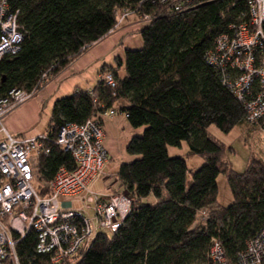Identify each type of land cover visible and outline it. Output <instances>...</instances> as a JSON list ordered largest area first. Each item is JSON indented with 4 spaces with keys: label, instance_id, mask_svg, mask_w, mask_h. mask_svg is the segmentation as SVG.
Masks as SVG:
<instances>
[{
    "label": "trees",
    "instance_id": "trees-1",
    "mask_svg": "<svg viewBox=\"0 0 264 264\" xmlns=\"http://www.w3.org/2000/svg\"><path fill=\"white\" fill-rule=\"evenodd\" d=\"M24 32L20 49L0 60V95L12 89L35 91L104 38L123 13L151 19L138 33L139 48H125L116 66H107L91 90L74 89L52 105L34 179L42 187L57 170L75 163L55 144L60 126L81 124L108 109L124 113L133 128L143 127L126 146L134 159L120 164L122 190L134 198L115 231L99 230L70 259L52 263L35 251L30 230L16 244L20 264H212L211 241H219L230 264L264 226V160L252 158L237 172L224 161L225 145L206 130L229 132L246 121L242 103L222 84L204 57L230 23L248 18L246 0H190L180 10L146 0H9ZM111 72L110 87L102 75ZM124 101V105L113 108ZM188 149L204 162L190 170L168 146ZM224 171L232 202L217 200L216 178Z\"/></svg>",
    "mask_w": 264,
    "mask_h": 264
},
{
    "label": "built area",
    "instance_id": "built-area-1",
    "mask_svg": "<svg viewBox=\"0 0 264 264\" xmlns=\"http://www.w3.org/2000/svg\"><path fill=\"white\" fill-rule=\"evenodd\" d=\"M146 1L171 3L174 10L190 2ZM246 5L248 18L230 23L215 37L204 57L218 73L222 84L242 103L246 121L257 123L264 135V0H246ZM141 16L145 23L151 19L149 14ZM23 39L17 12L10 9L9 0H0V60L7 54H15ZM102 79L110 87L116 86L111 72L102 75ZM34 93V90L12 89L7 97L0 95V264H20L16 244L30 230L36 236V252L48 254L52 263L70 260L99 230L119 228L134 202V198L125 193L102 194L88 186L108 159L101 121L117 114L114 109L81 124L60 126L55 144L70 153L75 168L60 167L53 179L42 186L44 194L33 188L40 153L49 152L42 145L47 135H14L5 128L3 120ZM81 194L78 209L67 207L61 201V198ZM89 210L92 216L87 214ZM211 242L212 264H230L219 241ZM235 264H264V226L238 252Z\"/></svg>",
    "mask_w": 264,
    "mask_h": 264
},
{
    "label": "crops",
    "instance_id": "crops-1",
    "mask_svg": "<svg viewBox=\"0 0 264 264\" xmlns=\"http://www.w3.org/2000/svg\"><path fill=\"white\" fill-rule=\"evenodd\" d=\"M135 17L128 13L114 30L72 61L63 71L50 78L35 96L9 112L3 120L5 128L12 134H22L37 123L42 105L43 111H46L50 118L52 105L56 99L70 95L76 88L91 90L98 82L101 70L107 66L123 74L122 67L116 66V58L123 57V53L117 51V46L126 33L134 31L138 33L141 27H138L139 21ZM141 45L142 41L138 40L136 48ZM124 104L125 102L121 101L113 108L117 109ZM101 126L108 159L101 171L91 178L88 186L102 194L120 192L122 185L117 175L119 166L136 157L126 152L127 143L132 136L140 134L143 127H131L125 114L121 112L103 118ZM61 201L67 207L74 208L71 199L61 198Z\"/></svg>",
    "mask_w": 264,
    "mask_h": 264
},
{
    "label": "rangeland",
    "instance_id": "rangeland-1",
    "mask_svg": "<svg viewBox=\"0 0 264 264\" xmlns=\"http://www.w3.org/2000/svg\"><path fill=\"white\" fill-rule=\"evenodd\" d=\"M121 15L120 16L122 17L121 18L122 21L123 18L127 15V13H123ZM131 15L136 16L135 18H137V21H139L138 27H142L146 24L145 22L142 21L141 15L138 16L135 13H131ZM120 22H118V24ZM138 40L142 41L139 33H136L135 31L126 33L125 36L120 40V45L117 46L118 47L117 51L119 52L121 51L123 53L124 52L123 49L125 48L135 49L136 42ZM122 45L123 47L120 48V46ZM16 107H14V109ZM43 107L44 106L42 105L40 117L37 123L31 128L22 132L23 136H32V135L37 136L43 134L46 131L49 122V115L46 114V111H43ZM206 131L211 136L221 141L225 145L226 150L224 155V161L229 168H232L237 172H242L246 169L249 161L252 158H258L264 160V135L259 131L258 128H253L250 124H246L243 122L235 125L229 132H223L219 130L215 125H210L209 127H207ZM167 151L170 156L183 157L190 170L197 169L204 162V160L201 157L194 155L193 153L190 152L186 142H182L181 146L179 147L168 146ZM216 184H217L218 202L222 205L230 204L232 202L233 197L230 190L229 181L227 180L224 171H221L218 174L216 178ZM32 185L36 191H39L40 183L37 180L34 179L32 181ZM116 193H125L126 195L131 197V195L127 194L124 190ZM81 196L82 194L77 195L76 197H69L66 199H71L73 202L74 209H78L81 206V203L79 201ZM87 214L89 216H92V212L90 210L87 212Z\"/></svg>",
    "mask_w": 264,
    "mask_h": 264
}]
</instances>
